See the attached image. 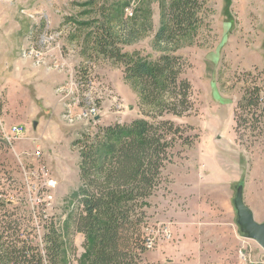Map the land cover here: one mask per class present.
I'll list each match as a JSON object with an SVG mask.
<instances>
[{
  "label": "rangeland",
  "instance_id": "obj_1",
  "mask_svg": "<svg viewBox=\"0 0 264 264\" xmlns=\"http://www.w3.org/2000/svg\"><path fill=\"white\" fill-rule=\"evenodd\" d=\"M169 1L0 0V118L26 128L15 149L0 135V221L41 249L43 264H82L86 252L85 235L71 220L80 211L75 141L143 116L139 89L121 62L99 53L95 37L110 26L133 33L131 43L118 46L156 60L162 52L155 35ZM201 1L198 30L176 52L194 110L167 116L193 143L175 144L149 199L140 264H264V249L240 232L233 201L240 184L247 196L264 197V118L241 120L239 139L236 132L246 89H264V0ZM31 47L44 52L41 63L29 58ZM92 105L100 118L80 119ZM53 236L60 248L49 256Z\"/></svg>",
  "mask_w": 264,
  "mask_h": 264
},
{
  "label": "trees",
  "instance_id": "obj_2",
  "mask_svg": "<svg viewBox=\"0 0 264 264\" xmlns=\"http://www.w3.org/2000/svg\"><path fill=\"white\" fill-rule=\"evenodd\" d=\"M201 8V0L165 4L154 41L162 52L156 60L118 46V42L131 43L133 33L127 37L110 26L106 35L95 37L99 53L121 62L125 79L139 89L143 116L129 124H110L75 141L80 146L81 184L74 200L80 211L74 215L72 210L71 220L85 235L82 264H140L148 250L149 199L163 181L175 144L193 143L186 128L167 116L183 117L194 110L192 86L182 77L183 62L176 52L197 32ZM254 84L239 103L246 110L236 118L237 139L241 120L264 118V89ZM19 234L12 224L0 221V264H43L41 249L30 248ZM58 242L54 236L48 240L49 256L59 250Z\"/></svg>",
  "mask_w": 264,
  "mask_h": 264
},
{
  "label": "built area",
  "instance_id": "obj_3",
  "mask_svg": "<svg viewBox=\"0 0 264 264\" xmlns=\"http://www.w3.org/2000/svg\"><path fill=\"white\" fill-rule=\"evenodd\" d=\"M131 13V12H130ZM132 15V13H131ZM43 53L42 51H39L35 49L34 47L30 48L29 52V58H36L35 61L37 63H41L43 61ZM99 114V108L95 105H92L88 108L83 109L78 117L80 119H91L95 118ZM67 118L70 121H73L74 118L72 115L68 114ZM26 134V128L23 124H12L10 126H6L5 123H3L2 119L0 118V135L2 136V139L6 142V144L15 149V143L19 141L20 139L24 138ZM37 155H40V151H36ZM20 162L22 163V160L20 159ZM48 185L50 187L55 186L56 182L53 179H48ZM49 198H52L51 195H49ZM241 255L246 259L247 256L241 251Z\"/></svg>",
  "mask_w": 264,
  "mask_h": 264
},
{
  "label": "water",
  "instance_id": "obj_4",
  "mask_svg": "<svg viewBox=\"0 0 264 264\" xmlns=\"http://www.w3.org/2000/svg\"><path fill=\"white\" fill-rule=\"evenodd\" d=\"M99 118V115L95 117L96 120ZM233 201L237 212V223L240 227V232L246 237L254 239L264 249V222L255 220L252 209L245 202L243 184L236 187V194Z\"/></svg>",
  "mask_w": 264,
  "mask_h": 264
},
{
  "label": "crops",
  "instance_id": "obj_5",
  "mask_svg": "<svg viewBox=\"0 0 264 264\" xmlns=\"http://www.w3.org/2000/svg\"><path fill=\"white\" fill-rule=\"evenodd\" d=\"M39 77H35L34 79V83H36V88H38V90H41V87H38L39 85ZM40 95V94H39ZM40 99H42L41 95L39 96ZM67 102V101H65ZM245 187H244V198H245V202L250 206V208L252 209L253 213H254V218L256 221L258 222H264V197L262 199H259L257 197H249L247 196V193L245 191Z\"/></svg>",
  "mask_w": 264,
  "mask_h": 264
}]
</instances>
